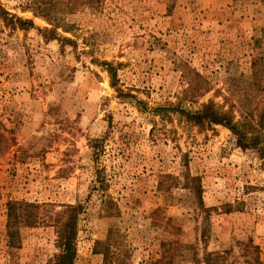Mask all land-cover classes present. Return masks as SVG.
<instances>
[{
  "label": "rangeland",
  "instance_id": "rangeland-1",
  "mask_svg": "<svg viewBox=\"0 0 264 264\" xmlns=\"http://www.w3.org/2000/svg\"><path fill=\"white\" fill-rule=\"evenodd\" d=\"M39 6L0 0L33 24L0 12V264H47L63 204L80 206L73 264H264V0ZM209 100L256 147L184 117ZM10 201L39 214L15 248Z\"/></svg>",
  "mask_w": 264,
  "mask_h": 264
},
{
  "label": "trees",
  "instance_id": "trees-1",
  "mask_svg": "<svg viewBox=\"0 0 264 264\" xmlns=\"http://www.w3.org/2000/svg\"><path fill=\"white\" fill-rule=\"evenodd\" d=\"M30 5L43 11L39 6V0H30ZM4 12L3 18L6 22L16 24L19 27L32 26L30 20H23L20 18H13L7 12ZM44 13V12H43ZM46 17L48 14H42ZM48 17V16H47ZM106 65V70L111 78V84L116 80L115 71L107 62H102ZM184 117L191 123L202 126L210 124H221L226 126L236 137V143L241 147H256V142L253 138H259V134L254 131V126L250 122L244 120H234L230 111L224 110L212 101L202 103L199 108L195 110H182ZM190 181H197V176H190ZM196 193L200 191L199 182L192 184ZM198 194V198H199ZM199 202H201L199 198ZM26 207H37L36 204L27 202H7L5 235L7 246L10 248L18 247L20 242V228L22 226H30L39 220L38 211H32ZM63 209L55 211L52 214L51 223L55 231V241L59 247V252L49 260L47 264H73L76 249V224L77 216L80 210L79 205L63 204ZM65 216V217H64ZM197 263L201 264H216L215 254L211 251H205L201 258L195 256ZM259 261V260H258ZM154 264H162V260H157ZM257 264H262L260 261Z\"/></svg>",
  "mask_w": 264,
  "mask_h": 264
}]
</instances>
